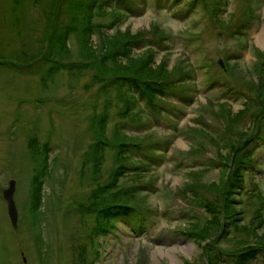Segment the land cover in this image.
<instances>
[{"label":"rangeland","instance_id":"obj_1","mask_svg":"<svg viewBox=\"0 0 264 264\" xmlns=\"http://www.w3.org/2000/svg\"><path fill=\"white\" fill-rule=\"evenodd\" d=\"M190 1L119 0L122 16L107 33L125 28L141 33L140 44H131V54L152 52L156 63L165 61L171 81L161 98V111L135 95L124 112V94L131 86L118 82L100 89V81L92 80L88 59L77 54L79 30L65 40L72 53L52 51V58L82 67L51 70L44 59L51 54L53 30L46 21L45 0H0V264H207L209 247L221 251L224 264H236L233 238L243 237L248 245L264 241V203L256 202L249 191L255 185V194L264 198V140L237 142L256 127L264 137V102L257 101L264 95L259 85L264 42L257 37L264 28V0H221L222 26L208 14L216 0H206L207 6L196 0L192 12H186ZM112 18L104 14L92 20L108 24ZM67 19V12H62L59 20ZM244 25L242 32L239 27ZM190 35H195L193 40ZM91 38L98 43L96 33ZM220 57L224 67L218 64ZM245 103L246 115L233 123V114ZM101 114L106 116L107 138L119 126L128 139L137 140L129 144V168L117 186H135V201L146 218L144 229L124 218L98 233L94 213L85 209L95 187L92 163L86 158L96 140L95 119ZM228 135V144L235 148L232 162L218 167L227 150L223 136ZM30 139H35L36 151ZM45 143L47 176L34 214L29 208L30 180ZM115 150L105 145L97 174L100 184L118 164ZM242 152L249 158L242 160ZM241 161L244 189L234 194V207L245 226H253L259 212L256 234L230 231L220 238L221 227L211 225L207 239L188 238L184 231L191 220L199 218L206 226L210 219L189 186L219 209ZM10 179L15 181L16 229L2 195ZM82 249L86 262L81 260ZM247 264H264V253Z\"/></svg>","mask_w":264,"mask_h":264},{"label":"trees","instance_id":"obj_2","mask_svg":"<svg viewBox=\"0 0 264 264\" xmlns=\"http://www.w3.org/2000/svg\"><path fill=\"white\" fill-rule=\"evenodd\" d=\"M41 0H34V2H39ZM195 0H191L190 4ZM206 3V0H203ZM67 3L66 6L61 7V4ZM119 0H45V14L48 27H52V34L50 40L51 54L45 56V60L50 62L48 65L51 70H56L55 67H65L67 69H78L82 67V64H77L75 62L69 63H59L52 58V54H65L70 55L72 53L70 46L66 43L67 36L70 32L79 30L77 32V43L78 52L88 59V65L94 70L93 79L100 81V89L105 90L107 86L112 84H117L119 82L122 85L128 84L131 86L129 92L124 94V106L122 107L124 112L129 109V100L136 95L139 98H143L147 101L148 105L155 106L157 110L161 111L163 109V104L160 103L162 96L167 94L168 85L171 83L169 79L166 78L168 69L165 67V61L160 60L159 62L154 61V55L152 52L147 51V53L134 56L132 52V42L136 45L140 44L139 36L141 33L136 31L131 33L129 28L123 30L116 29L113 34L107 33V27H109L112 21L119 19L122 15L121 12L117 11L119 6ZM112 4V5H111ZM222 2L215 1L211 7V16L213 23L218 25H223L218 15L223 10ZM106 6H110L109 9ZM67 12V21L63 23L59 20V16L62 12ZM112 15L113 18L109 21L111 24H102L100 21L92 20L94 15ZM116 19V20H115ZM96 33L98 35V43H93L91 34ZM142 42V41H141ZM118 43V46L116 44ZM228 64V63H227ZM262 72V71H261ZM264 76V75H263ZM102 83V84H101ZM121 85V86H122ZM263 88L264 92V77L262 82L259 84ZM137 97V99H138ZM251 101V99H247ZM261 104L264 102V95L257 100ZM264 111V107H262ZM248 109V104H243L242 108L237 110L233 116L235 121H239L243 118ZM253 118V117H251ZM96 122V140L94 141L90 154L86 158L87 161L92 163L91 167V181L95 183V187L92 189L89 203L86 205L85 209L89 213H94L97 219V226L95 231L98 233L107 232L110 227L114 226L115 221L121 219H129L135 223V226L139 225V229H144L146 218L142 216V210L137 205L135 201V186L130 187H119L117 186V180L124 176L128 170L129 159V144H134L137 140L128 139L123 129L116 126L112 132V138H107L105 135L106 126V116L101 114L95 119ZM94 126V125H93ZM245 137V138H244ZM242 140H237L243 145L246 141L251 139L264 140L260 129L256 127L251 128V131L246 130V134ZM224 140L227 141V145L223 143V147L227 146L225 152L224 161L220 160L218 167H227L231 160V153L234 152L235 148L233 145L228 144V139L230 136H223ZM213 139V138H211ZM34 151H36V141L35 139H30L29 144ZM105 145L113 146L115 150V160L118 163L112 170L110 178L100 184L97 179V174L100 170V163L103 160V152ZM44 150L41 152V161L34 168V172L31 175L30 180V191H29V208L35 214L39 210L42 202L43 195V185L45 178L47 176L46 172V158L47 152L49 150L48 145L45 143L43 145ZM234 158V156H232ZM249 158L247 152H242V160ZM212 160H209L211 164ZM238 162V160H237ZM245 161H241L238 167L235 169L234 176L229 182V191L224 190L222 203L219 209L214 207L210 202L208 203V198L206 196H199L194 191V185H190L189 189L193 190L192 195L199 201V205L206 206V209L210 215V219L207 220L209 225L202 226L200 224L199 218L191 220L188 230L184 231L188 238L194 240H204L209 237L208 229L211 225H216L221 227L219 237H228L230 231L243 233L246 235L254 232L256 234V225L261 223V216L258 211L254 214V219L251 223L253 226H245L244 223H240V211L236 210L234 204L236 199L234 194L239 193L242 188V177L241 172H239L240 167H244ZM137 169V167L135 168ZM224 186H227L226 182H223ZM256 202L260 201V204L264 202V198L260 193L255 194ZM220 211V214H218ZM261 211V210H260ZM137 218H136V216ZM139 219V220H138ZM258 220L255 224L254 222ZM110 226L108 229L107 227ZM141 227V228H140ZM249 232V233H248ZM36 237H38L36 235ZM37 239V238H36ZM245 238L236 236L233 238L231 244H235L233 248L235 251L236 264H247L253 260L259 253H264V241L259 240L254 241L253 244L248 245L247 241L242 242ZM264 240V238H263ZM83 249L81 251V260L84 262ZM98 253V252H97ZM231 255V253H227ZM207 264H224L223 256L221 251L215 250L214 247H209L206 250ZM86 262V261H85ZM90 264V263H89Z\"/></svg>","mask_w":264,"mask_h":264},{"label":"water","instance_id":"obj_3","mask_svg":"<svg viewBox=\"0 0 264 264\" xmlns=\"http://www.w3.org/2000/svg\"><path fill=\"white\" fill-rule=\"evenodd\" d=\"M15 181L9 180L8 186L3 189L2 194L7 203V214L13 228L18 225V212L14 201Z\"/></svg>","mask_w":264,"mask_h":264},{"label":"bare ground","instance_id":"obj_4","mask_svg":"<svg viewBox=\"0 0 264 264\" xmlns=\"http://www.w3.org/2000/svg\"><path fill=\"white\" fill-rule=\"evenodd\" d=\"M257 37L260 42L262 41L264 42V28H262V30L260 31Z\"/></svg>","mask_w":264,"mask_h":264}]
</instances>
